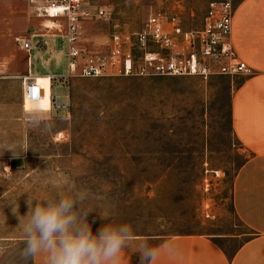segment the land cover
Wrapping results in <instances>:
<instances>
[{
  "label": "rangeland",
  "instance_id": "rangeland-1",
  "mask_svg": "<svg viewBox=\"0 0 264 264\" xmlns=\"http://www.w3.org/2000/svg\"><path fill=\"white\" fill-rule=\"evenodd\" d=\"M125 1L114 0V22L133 31L167 4ZM178 1L186 25H199L209 0ZM112 31V23L86 21L82 44L104 51ZM31 34L46 30L29 1L0 0V264H32L21 257L12 208L24 215L27 199L55 198L69 183L87 193L93 233L129 223L154 238L152 249L173 236L212 235L233 252L245 237L223 236L244 232L232 188L250 155L231 127L236 77H70L62 56L34 51L30 64L21 38ZM30 65L33 75L56 76L50 104L47 93L24 99Z\"/></svg>",
  "mask_w": 264,
  "mask_h": 264
},
{
  "label": "built area",
  "instance_id": "built-area-1",
  "mask_svg": "<svg viewBox=\"0 0 264 264\" xmlns=\"http://www.w3.org/2000/svg\"><path fill=\"white\" fill-rule=\"evenodd\" d=\"M28 1L46 34L22 37L23 50L31 55L35 51L34 56L39 52L62 56L64 72L70 77L171 76L207 80L212 76L238 77L254 73L234 46V0H211L199 25L193 27L186 25L181 2L166 0L167 4L152 10L142 28L136 31L126 23L114 22L115 8L111 0ZM90 20L113 24L104 51H91L82 44L81 27ZM49 22L56 25L53 30ZM50 75L54 80L56 76ZM42 93V86L34 75L26 76L24 95L38 100Z\"/></svg>",
  "mask_w": 264,
  "mask_h": 264
},
{
  "label": "crops",
  "instance_id": "crops-1",
  "mask_svg": "<svg viewBox=\"0 0 264 264\" xmlns=\"http://www.w3.org/2000/svg\"><path fill=\"white\" fill-rule=\"evenodd\" d=\"M233 3L234 46L254 73L234 79L236 85L230 102L233 134L250 152L232 188L233 209L245 229L240 234L223 237L245 238L229 252L212 235L173 236L153 247L158 249V254L152 264H264V0H234ZM29 56L32 64L33 55ZM29 73L34 74L31 65ZM34 78L42 86V95L49 88V100H45L50 104L54 85L51 75L36 73ZM153 242V237L135 235L115 264H141V244L146 243L150 248ZM32 264H46V256H36Z\"/></svg>",
  "mask_w": 264,
  "mask_h": 264
},
{
  "label": "clouds",
  "instance_id": "clouds-1",
  "mask_svg": "<svg viewBox=\"0 0 264 264\" xmlns=\"http://www.w3.org/2000/svg\"><path fill=\"white\" fill-rule=\"evenodd\" d=\"M87 193L74 184L55 198L27 199V212L17 215L24 237L21 257L27 261L40 254L46 264H115L122 250L135 238L129 223H104L93 233L88 216L92 209L84 207ZM102 220H107L99 214ZM141 264H152L158 249L140 246Z\"/></svg>",
  "mask_w": 264,
  "mask_h": 264
},
{
  "label": "bare ground",
  "instance_id": "bare-ground-1",
  "mask_svg": "<svg viewBox=\"0 0 264 264\" xmlns=\"http://www.w3.org/2000/svg\"><path fill=\"white\" fill-rule=\"evenodd\" d=\"M56 27V25L55 26H53V27H49L51 30H53L54 28ZM36 81V80H35ZM40 84V83H39ZM46 93L49 95V93H50V90H49V88L47 89V91H46ZM42 97V96H41ZM40 97V98H41ZM39 98V99H40ZM24 99L26 100V99H28V100H35V99H32L31 97H29L27 94L26 95H24Z\"/></svg>",
  "mask_w": 264,
  "mask_h": 264
},
{
  "label": "snow or ice",
  "instance_id": "snow-or-ice-1",
  "mask_svg": "<svg viewBox=\"0 0 264 264\" xmlns=\"http://www.w3.org/2000/svg\"><path fill=\"white\" fill-rule=\"evenodd\" d=\"M33 91L35 92V89Z\"/></svg>",
  "mask_w": 264,
  "mask_h": 264
}]
</instances>
